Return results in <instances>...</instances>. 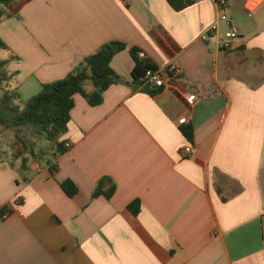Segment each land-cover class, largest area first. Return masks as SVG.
Masks as SVG:
<instances>
[{"label":"crops","instance_id":"crops-1","mask_svg":"<svg viewBox=\"0 0 264 264\" xmlns=\"http://www.w3.org/2000/svg\"><path fill=\"white\" fill-rule=\"evenodd\" d=\"M12 1L0 39L25 102L105 44L127 48L100 106L74 97L55 175L46 161L28 173L0 162V264H264V0H230V25L213 0L180 12L167 0ZM231 25L239 36L222 48ZM133 47L177 76L135 86ZM107 178L113 197H95Z\"/></svg>","mask_w":264,"mask_h":264},{"label":"trees","instance_id":"trees-1","mask_svg":"<svg viewBox=\"0 0 264 264\" xmlns=\"http://www.w3.org/2000/svg\"><path fill=\"white\" fill-rule=\"evenodd\" d=\"M199 0H167L169 5L177 12L183 11L194 5ZM129 7V5H127ZM12 0H0V26L2 22L14 18L12 11ZM112 44L118 45V51L112 48ZM127 46L123 43H108L102 46L96 53L86 57L66 78L45 83L42 90L27 102L22 100L17 87L10 91L5 87L14 81L15 74L9 71L12 59H0V133L2 130H15L16 139L12 145L14 159L21 163L23 173L30 171L32 161H46L53 175L57 173V166L54 161L69 151V147L60 139L68 132L71 122V113L75 107L74 97L83 96L92 107L100 106L104 101L105 92L113 85L122 82L121 77L111 67L113 58ZM0 50L10 51L8 45L0 39ZM142 51L133 47L130 54L135 62L132 77L135 86L146 85L145 76L149 70L156 71L158 67L155 62L145 55L140 57ZM149 90H152L149 87ZM20 103L22 105H20ZM31 131L33 137H43L53 142L56 147L50 159H44L46 153L41 157L29 147L27 139L20 133ZM186 138L193 142L194 128L191 124L181 127ZM14 163H11L14 166ZM110 187L105 191L106 184ZM62 189L70 198H75L80 189L72 180L61 183ZM117 186L112 179H105L98 184L95 197L104 195L111 199L116 192ZM141 209L139 201L130 206L134 215H138ZM8 211L5 206L0 210V218Z\"/></svg>","mask_w":264,"mask_h":264},{"label":"built area","instance_id":"built-area-1","mask_svg":"<svg viewBox=\"0 0 264 264\" xmlns=\"http://www.w3.org/2000/svg\"><path fill=\"white\" fill-rule=\"evenodd\" d=\"M230 0H213L217 7L218 20L220 22H225L227 24H231L230 21ZM246 4L250 3L251 0H243ZM218 32V25L212 26L207 33L204 35V39L215 35ZM239 36V32L236 27H230L229 31L225 35V39L223 40L221 47L227 48L230 46L231 41L237 39ZM141 58H145V53H140ZM178 68L176 65H169L165 68H159L156 71L149 70L145 76V82L149 87L155 88H163L165 86L166 80L177 76ZM193 102V100L191 101ZM183 154L185 156H191L194 154V148L191 145L186 146L183 149ZM19 203V202H18ZM8 214H4L1 218L7 219Z\"/></svg>","mask_w":264,"mask_h":264},{"label":"rangeland","instance_id":"rangeland-1","mask_svg":"<svg viewBox=\"0 0 264 264\" xmlns=\"http://www.w3.org/2000/svg\"><path fill=\"white\" fill-rule=\"evenodd\" d=\"M3 23L5 22H2V24ZM0 59L1 60L2 59H12L10 64H17L20 62L18 57H16V55L12 51L0 50ZM17 77H18L17 74H15V81H12L9 85L5 84L4 88L9 89L10 91H14L15 86H17L16 85ZM1 93H2V90L0 89V94ZM31 94H33L31 90H24L22 100L25 102L27 98L32 96ZM20 105L22 104L20 103ZM16 133L17 132L15 130H11V129L2 130V132L0 133V162L5 161V160L11 163L16 162L14 159V153L12 150V145L16 139ZM20 135H23L25 139L29 141L28 142L29 147L32 148L40 157H41V153H46L45 156H43L45 160L48 158L50 159V157H52L53 149L56 147V145L53 142H49L43 137L34 138L31 131L25 130L24 132L20 133Z\"/></svg>","mask_w":264,"mask_h":264},{"label":"water","instance_id":"water-1","mask_svg":"<svg viewBox=\"0 0 264 264\" xmlns=\"http://www.w3.org/2000/svg\"><path fill=\"white\" fill-rule=\"evenodd\" d=\"M112 48H113L115 51H118V45H116V44H112Z\"/></svg>","mask_w":264,"mask_h":264}]
</instances>
